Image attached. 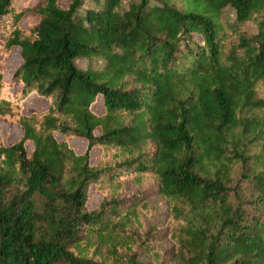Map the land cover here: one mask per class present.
<instances>
[{
	"label": "trees",
	"instance_id": "1",
	"mask_svg": "<svg viewBox=\"0 0 264 264\" xmlns=\"http://www.w3.org/2000/svg\"><path fill=\"white\" fill-rule=\"evenodd\" d=\"M177 1L0 0V264H148L141 198L87 205L145 174L176 264H264V0Z\"/></svg>",
	"mask_w": 264,
	"mask_h": 264
},
{
	"label": "rangeland",
	"instance_id": "2",
	"mask_svg": "<svg viewBox=\"0 0 264 264\" xmlns=\"http://www.w3.org/2000/svg\"><path fill=\"white\" fill-rule=\"evenodd\" d=\"M124 5H126L129 0H123ZM181 1H177L180 6ZM89 4L85 5V8ZM37 17H27L23 20V23L36 21ZM252 23H247L242 27V30L248 32L253 29ZM236 38L235 34L229 36V40L233 41ZM12 56V54H11ZM11 56L7 58L6 65L7 69L5 71V77L9 78L12 70L19 64L20 59L12 60ZM47 106V101L37 97L35 94L30 95L26 100H24L23 112L28 114L29 108H45ZM94 111H99L101 109L100 104L95 105L92 108ZM15 125L0 122V134L4 144H12L17 141L20 137V132ZM16 130V131H15ZM57 139H61L59 135H56ZM80 139L73 140V145L78 153H81L84 149V144ZM31 145H26V150L29 153L31 151ZM91 162L96 163L101 155V152L97 148H93L90 152ZM101 194L90 190L89 199L87 205L89 208L95 207L100 201L101 197L106 199L117 198L125 201L131 199L141 198V204L138 207V222L141 226L138 228V234L142 235V232H148L149 235L155 236V245L150 253H141L140 257L148 264H176L172 259L173 252V241L171 238L172 230L176 227V223L171 219L169 215L168 205L165 200L157 193V186L154 182L152 175L145 174L138 179L127 177L121 179L113 184H105L100 189Z\"/></svg>",
	"mask_w": 264,
	"mask_h": 264
}]
</instances>
